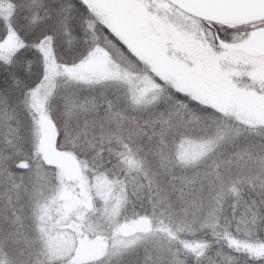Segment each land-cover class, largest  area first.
Masks as SVG:
<instances>
[{
  "label": "snow or ice",
  "instance_id": "snow-or-ice-1",
  "mask_svg": "<svg viewBox=\"0 0 264 264\" xmlns=\"http://www.w3.org/2000/svg\"><path fill=\"white\" fill-rule=\"evenodd\" d=\"M0 264H264V0H0Z\"/></svg>",
  "mask_w": 264,
  "mask_h": 264
}]
</instances>
